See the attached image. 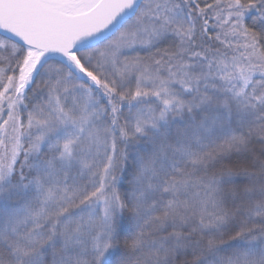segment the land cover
<instances>
[{
    "label": "snow or ice",
    "instance_id": "obj_1",
    "mask_svg": "<svg viewBox=\"0 0 264 264\" xmlns=\"http://www.w3.org/2000/svg\"><path fill=\"white\" fill-rule=\"evenodd\" d=\"M0 264H264V0H0Z\"/></svg>",
    "mask_w": 264,
    "mask_h": 264
}]
</instances>
